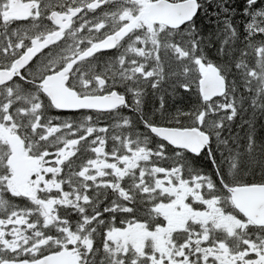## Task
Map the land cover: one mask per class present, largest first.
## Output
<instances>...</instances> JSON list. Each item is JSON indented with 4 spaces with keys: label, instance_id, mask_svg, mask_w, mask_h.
I'll return each mask as SVG.
<instances>
[{
    "label": "snow or ice",
    "instance_id": "obj_1",
    "mask_svg": "<svg viewBox=\"0 0 264 264\" xmlns=\"http://www.w3.org/2000/svg\"><path fill=\"white\" fill-rule=\"evenodd\" d=\"M258 116L264 0H0V264H264Z\"/></svg>",
    "mask_w": 264,
    "mask_h": 264
},
{
    "label": "trees",
    "instance_id": "obj_2",
    "mask_svg": "<svg viewBox=\"0 0 264 264\" xmlns=\"http://www.w3.org/2000/svg\"><path fill=\"white\" fill-rule=\"evenodd\" d=\"M150 91L151 90H149V92ZM169 91H171L170 84H168V83L164 84V86H163V88L161 90V94H164L165 95V99H166L167 103L170 106H178V105H182V104L186 103V101H182L181 98L178 95L175 96V97L167 95V93ZM153 102H155L157 106L159 105L158 96L155 97V98L149 96L147 98V103H148L149 107H151V104ZM237 121L239 122V117L237 118ZM236 131H240V130L237 129L234 126L233 127V132H236ZM241 134H243V133H241ZM256 134H257V137L258 138L264 137V119L259 118V116L257 117V120H256Z\"/></svg>",
    "mask_w": 264,
    "mask_h": 264
}]
</instances>
